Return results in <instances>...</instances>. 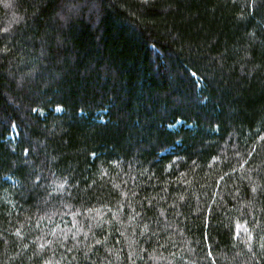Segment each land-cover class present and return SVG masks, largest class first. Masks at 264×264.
I'll use <instances>...</instances> for the list:
<instances>
[{
  "label": "trees",
  "instance_id": "16d2710c",
  "mask_svg": "<svg viewBox=\"0 0 264 264\" xmlns=\"http://www.w3.org/2000/svg\"><path fill=\"white\" fill-rule=\"evenodd\" d=\"M0 264H264V0H0Z\"/></svg>",
  "mask_w": 264,
  "mask_h": 264
},
{
  "label": "rangeland",
  "instance_id": "374dc122",
  "mask_svg": "<svg viewBox=\"0 0 264 264\" xmlns=\"http://www.w3.org/2000/svg\"><path fill=\"white\" fill-rule=\"evenodd\" d=\"M176 124L180 125V124H182V121L179 119V120H177ZM247 233H249L248 228H247V224L243 221L238 222L236 224V237L240 238L243 235H246Z\"/></svg>",
  "mask_w": 264,
  "mask_h": 264
}]
</instances>
